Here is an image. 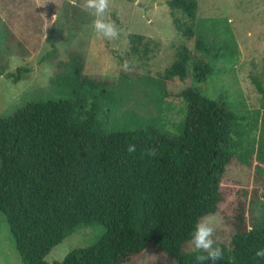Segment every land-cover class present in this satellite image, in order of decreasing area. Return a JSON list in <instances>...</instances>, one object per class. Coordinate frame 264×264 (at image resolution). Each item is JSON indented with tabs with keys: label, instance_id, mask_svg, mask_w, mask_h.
I'll return each instance as SVG.
<instances>
[{
	"label": "trees",
	"instance_id": "1",
	"mask_svg": "<svg viewBox=\"0 0 264 264\" xmlns=\"http://www.w3.org/2000/svg\"><path fill=\"white\" fill-rule=\"evenodd\" d=\"M167 3L190 19L196 15L197 0ZM173 22L191 37L190 25L178 17ZM131 39L139 42L142 35ZM203 45L198 40L194 51L179 47L165 79H184L191 64L194 80L204 81L211 66ZM1 54L0 73L7 67ZM83 67L78 62L74 70L90 81ZM29 70L20 65L7 73L16 81ZM178 96L187 114L177 136L144 122L105 131L92 108L81 117L80 102L71 98H40L0 115V210L22 264H127L150 246L177 264H211L196 259L206 250L183 248L197 219L216 213L228 196L222 175L234 160L231 134L238 118L223 101L192 86ZM94 222L105 228L94 243L60 261L45 259L78 226ZM231 231L215 264H264L255 255L264 247V212L249 226L239 205Z\"/></svg>",
	"mask_w": 264,
	"mask_h": 264
},
{
	"label": "rangeland",
	"instance_id": "2",
	"mask_svg": "<svg viewBox=\"0 0 264 264\" xmlns=\"http://www.w3.org/2000/svg\"><path fill=\"white\" fill-rule=\"evenodd\" d=\"M197 2L190 19L167 0H105L100 12L88 0H0V54L7 60L0 73V115L40 98H71L80 102L81 117L92 108L105 131L134 129L144 122L177 136L187 114L186 101L178 96L181 89L192 86L223 101L238 119L231 134L234 160L222 175L228 196L214 213L218 223L212 238L220 245L229 242L239 205L249 226L264 212V99L256 85L264 89V0ZM173 17L191 26V37L177 29ZM132 34L142 39L132 41ZM198 40L211 66L205 80H194L191 64L184 79L166 80L165 68L177 49L194 51ZM78 62L90 81L83 82L74 70ZM20 65L30 70L14 81L7 72ZM104 232L98 222L80 225L45 259L60 261ZM183 249L193 250L191 241ZM0 264H22L1 210ZM127 264L177 262L150 246Z\"/></svg>",
	"mask_w": 264,
	"mask_h": 264
},
{
	"label": "clouds",
	"instance_id": "3",
	"mask_svg": "<svg viewBox=\"0 0 264 264\" xmlns=\"http://www.w3.org/2000/svg\"><path fill=\"white\" fill-rule=\"evenodd\" d=\"M88 5L94 7L97 12H100L105 7V0H88ZM98 28L103 29L105 25L102 21H95ZM106 34H109L106 32ZM218 223V217L214 214H205L199 217L194 225L193 230L190 233L191 244L194 249L206 250V254L197 255L198 261L208 259L211 264L221 257L222 251L218 244H214L212 233L214 231V225ZM256 256L264 257V247H258L255 250Z\"/></svg>",
	"mask_w": 264,
	"mask_h": 264
}]
</instances>
